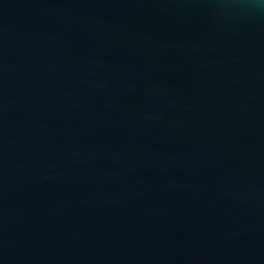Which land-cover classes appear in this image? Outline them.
<instances>
[{
  "label": "water",
  "instance_id": "95a60500",
  "mask_svg": "<svg viewBox=\"0 0 264 264\" xmlns=\"http://www.w3.org/2000/svg\"><path fill=\"white\" fill-rule=\"evenodd\" d=\"M0 264H264V0H0Z\"/></svg>",
  "mask_w": 264,
  "mask_h": 264
}]
</instances>
